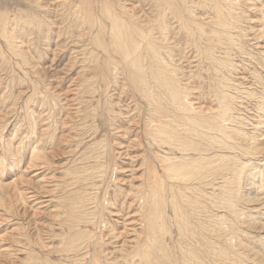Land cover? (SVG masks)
<instances>
[{"label": "rangeland", "instance_id": "obj_1", "mask_svg": "<svg viewBox=\"0 0 264 264\" xmlns=\"http://www.w3.org/2000/svg\"><path fill=\"white\" fill-rule=\"evenodd\" d=\"M161 1L162 7L158 0H0V15L8 17L12 41L8 45L0 36V264H186L188 259L195 262L190 264H264V0H219L220 5L224 2L219 8H227L235 20L226 18L227 9L220 8L225 15L220 11L218 0ZM115 24L124 25L137 38L138 68L149 87L134 84L128 59L110 44ZM138 29L148 36L140 38ZM210 37L215 40H208ZM151 41L155 51L148 48ZM154 53L159 54L153 57ZM160 59L167 62L166 74ZM169 73L176 83L166 76ZM157 74L163 75V81L156 80ZM159 86L178 89L191 109L213 117L212 128L197 122L199 136L187 143L202 144L203 157L194 146L186 152L180 150L176 143L185 144L180 132L168 135L176 136L173 143L163 140L161 146L157 142L163 139V131L185 128L183 118L173 120L178 112H173L170 98ZM153 99L157 106L160 103L158 107L153 106ZM219 128L228 135L218 134ZM202 131L211 134L207 140L225 141L220 144L225 150L213 148ZM176 155L190 169L179 182L167 177L162 165L164 158ZM198 158L209 160L199 165L200 171L195 168L200 161L193 169L190 165ZM95 165L99 167L95 169ZM210 168L217 169V174L213 171L211 178L200 175L201 170L212 172ZM222 184L235 193L230 201L222 194ZM176 188L183 189V198L177 197ZM186 201L192 204L188 207ZM68 205L81 212L76 208L73 212ZM75 221L77 230H69ZM184 228L191 234L184 235ZM203 239L210 242L203 243ZM159 243L167 247L166 254L160 253Z\"/></svg>", "mask_w": 264, "mask_h": 264}, {"label": "bare ground", "instance_id": "obj_2", "mask_svg": "<svg viewBox=\"0 0 264 264\" xmlns=\"http://www.w3.org/2000/svg\"><path fill=\"white\" fill-rule=\"evenodd\" d=\"M161 1V0H160ZM177 1V0H176ZM183 1V0H182ZM223 1V0H222ZM225 2H226V0H224ZM162 2V1H161ZM178 2H181V1H178ZM217 2V1H216ZM216 2H214V3H216ZM218 2H219V0H218ZM217 2V3H218ZM27 3H29L28 1H27ZM32 3V2H31ZM213 3V4H214ZM222 2H219V4H217L216 6L219 8V5L221 4ZM160 3H159V0H158V6L159 7H162V6H160L159 5ZM181 4V3H180ZM223 4H224V2H223ZM223 4L222 5H220V6H223ZM226 4V3H225ZM164 5V4H163ZM166 5H167V3H166ZM170 6V5H169ZM41 7V6H40ZM163 7H166L165 5L163 6ZM173 8H174V6H172ZM171 7V8H172ZM179 7V6H178ZM177 7V8H178ZM214 7V6H213ZM217 7H216V10H217ZM168 8V7H167ZM176 8V7H175ZM174 8V9H175ZM220 8H222L223 9V7H220ZM219 8V9H220ZM41 9V8H40ZM180 9V8H179ZM182 9V8H181ZM180 9V10H181ZM183 9H184V7H183ZM186 9V8H185ZM215 9V8H214ZM222 9H220V11L222 10ZM225 9H227V8H225ZM225 9H223V10H225ZM166 11H168L169 12V10H171L170 8H169V10H167V9H165ZM164 10V11H165ZM223 10L221 11V12H223ZM228 10V9H227ZM226 10V11H227ZM81 11V10H80ZM104 11L105 10H103V14H104ZM176 11V10H175ZM218 11V10H217ZM216 11V12H217ZM82 12V11H81ZM219 12V11H218ZM228 13H226V12H223V14L224 13H226L227 14V16H226V18L229 16V17H231L232 15H231V13L229 14V10L227 11ZM170 13V12H169ZM172 13H173V10H172ZM180 13V12H179ZM171 14V13H170ZM178 14V13H177ZM106 15H108L109 16V11L107 12V14ZM174 15V14H173ZM218 15V14H217ZM220 15H222V14H220ZM225 15V14H224ZM34 16V15H33ZM73 16V15H72ZM102 16V15H101ZM216 16V15H215ZM234 16V15H233ZM118 17V16H117ZM233 20H235L233 17H231ZM107 19V18H106ZM217 19H218V17H217ZM221 19H224L223 17L221 18ZM229 19V18H228ZM237 19V18H236ZM230 20V19H229ZM8 21V17H7V15H5V14H3V15H0V36H2V38H3V40H4V43H7L8 45L12 42H9L10 41V38H9V34H8V31H9V22H7ZM21 22V21H20ZM182 22L183 23H185L184 22V20H182ZM226 22V24H227V20L225 21ZM224 22V23H225ZM232 24L231 25H233V24H235V21L234 22H232V20L230 21ZM236 22H237V20H236ZM40 23V22H39ZM109 23V22H108ZM122 23V22H121ZM180 23H181V21H180ZM219 22L217 21L216 22V24H218ZM221 23V22H220ZM219 23V24H220ZM223 23V24H224ZM32 24H34V22L32 23ZM225 24V25H226ZM229 24V23H228ZM184 25H186V24H184ZM35 26V25H34ZM42 26V25H41ZM40 26V27H41ZM111 26V25H110ZM115 26L117 27V30H116V32H114V31H112V35H111V37H110V44H112V46H114V47H116L117 48V50L124 56V59H128V62H129V70H130V72H129V76H131V79L132 80H134L135 82H134V84L135 85H138L139 87H143V86H146V77H144L143 76V73L141 74V70H140V68H138V66H139V63H140V55H138V54H136V52L138 51V46L136 45L135 46V42L137 41V38H133L132 36H131V30H128V28L126 29V28H124L123 26L124 25H118V24H115ZM196 27H197V25H195ZM217 26V25H216ZM216 26H215V29H216ZM223 25H221L220 24V26L218 25V27H222ZM229 26V25H228ZM38 27H39V25H38ZM42 27H44V25L42 26ZM128 27V26H127ZM202 27V26H201ZM229 27H231V26H229ZM228 27V28H229ZM235 27V26H234ZM112 28V27H111ZM186 28H187V25H186ZM223 28H224V26H223ZM43 29V28H42ZM113 29V28H112ZM188 29V28H187ZM139 31H140V29H138ZM147 30V29H146ZM196 30H197V28H196ZM199 30V29H198ZM213 30V29H212ZM221 30V28L219 29V31ZM223 30V29H222ZM225 30V29H224ZM223 30V31H224ZM138 31V32H139ZM149 31H150V29H149ZM193 32H195L194 30H192ZM217 31V30H216ZM216 31H214V32H216ZM218 31V32H219ZM222 31V32H223ZM44 32V31H43ZM136 32H134V34H135ZM189 33H190V31H189ZM192 33V32H191ZM197 33H199V31L197 32ZM213 33V31L211 32V34ZM105 34V33H104ZM201 34V33H200ZM214 34V33H213ZM215 34H217V32L215 33ZM220 34V32L218 33V35ZM145 36H148V34L146 33V32H144V31H140V38H145ZM197 36V35H196ZM220 36V35H219ZM223 36V35H222ZM101 37V36H100ZM136 37V36H135ZM152 37V36H151ZM200 37H202L201 35H200ZM206 37V36H205ZM102 38V37H101ZM196 38V37H195ZM204 38V37H203ZM202 38V39H203ZM213 38V37H212ZM211 37H210V39H208V40H211L212 39ZM205 39V38H204ZM214 39V38H213ZM224 39H225V37H224ZM229 39V38H228ZM215 40V39H214ZM221 40H222V38H221ZM97 41H99V42H102L101 41V39L100 38H97ZM231 41V40H230ZM152 42V44H149L148 45V48H150L151 50H156V49H154V48H156V47H154V44H153V42L154 41H151ZM213 42V41H212ZM216 42H217V40H216ZM216 42H215V44H216ZM157 43V42H156ZM202 43V42H201ZM218 43V42H217ZM219 43H220V41H219ZM222 43V42H221ZM231 44H233V43H231ZM206 45V44H205ZM103 46V45H102ZM196 46V45H195ZM201 46H202V44H201ZM204 46V45H203ZM212 46V45H211ZM210 46V47H211ZM11 47H13L12 45H11ZM15 47V46H14ZM158 47V46H157ZM159 48L160 47H158V50L157 51H160L159 50ZM196 48V47H195ZM200 48V47H199ZM11 49V48H10ZM106 49V48H105ZM149 49V50H150ZM148 50V51H149ZM210 50H212V49H210ZM214 51V50H213ZM105 52V51H104ZM151 52V51H150ZM210 52V51H209ZM110 53V52H109ZM113 54V53H112ZM111 54V55H112ZM159 54V53H158ZM158 54H155L154 53V56L153 57H155V56H158ZM162 54V53H161ZM115 55V54H114ZM204 55H206V54H204ZM212 55V54H211ZM215 55V54H214ZM234 56V55H233ZM164 56H162L161 58H163ZM203 57V56H202ZM156 58H158V57H156ZM160 58V57H159ZM165 58V57H164ZM170 57L168 56L167 57V59H169ZM206 58V57H205ZM212 58V57H211ZM152 59V58H151ZM154 59V58H153ZM155 60V59H154ZM157 60H159V59H157ZM161 61H163V59H160ZM170 60H171V58H170ZM204 60V59H203ZM144 61V60H143ZM152 61V60H151ZM168 61V60H167ZM172 61V60H171ZM146 62V61H145ZM160 62V61H159ZM164 62V61H163ZM152 63H154L155 64V62H152ZM161 63L162 62H160V65H161ZM165 63H167V62H164V64H162L161 66H164L163 68H162V70L164 69L165 71H166V64ZM169 63H171V62H169L168 61V64ZM150 65H152V64H150ZM149 65V67H151ZM156 65V64H155ZM171 65V64H170ZM169 65V66H170ZM113 66V65H112ZM157 66H159L158 64H157ZM114 67V66H113ZM156 67V66H155ZM154 68V67H153ZM170 68V67H169ZM144 69H145V67H144ZM152 69V68H151ZM157 69V68H156ZM174 70L175 71V69L174 68H170V69H168V70ZM154 70V69H153ZM161 70V71H162ZM164 70L162 71V73L164 72ZM143 72H145V71H143ZM167 72V71H166ZM166 72H164L165 74H166ZM170 72V71H169ZM158 73V72H157ZM170 73H172V74H174L173 73V71H171ZM170 73L168 74V75H166L167 77L170 75ZM152 74V73H151ZM150 74V75H151ZM148 75V74H147ZM101 76V75H100ZM146 76V75H145ZM155 76V75H154ZM157 76H159L158 74H157ZM165 76V75H164ZM221 76V75H220ZM223 76V75H222ZM172 76L170 75V77H169V79L171 80V82H175L176 83V80H174L173 81V78H174V76H173V78H171ZM94 78V77H93ZM97 78H98V76H97ZM156 78V77H155ZM158 78V79H157ZM156 78V80H159V82H160V80L161 81H163V75H162V77H157ZM178 77L176 76V79H177ZM224 78V77H223ZM95 80H96V78H94ZM149 79V78H148ZM153 80V82H154V79H152ZM152 80H150V81H152ZM168 80V79H167ZM166 80V81H167ZM169 80V81H170ZM177 81H179L178 79H177ZM156 82V81H155ZM217 82V81H216ZM149 83V82H148ZM157 83H158V81H157ZM93 84V83H92ZM91 84V85H92ZM154 84V83H153ZM161 84V83H160ZM167 84V83H166ZM168 84H169V82H168ZM224 84V83H223ZM157 85H159V83L157 84ZM162 85V84H161ZM165 85V84H164ZM181 85V84H180ZM234 85V84H233ZM151 86H153V85H151ZM150 86V87H151ZM155 86H156V84H155ZM155 86H154V88H155ZM163 86V85H162ZM161 86V87H162ZM146 87H149V86H146ZM160 86H159V88H161ZM167 87V86H166ZM172 87V86H171ZM170 86L168 87V90H164V88H163V90H164V94L166 95V96H168V99L170 98V101H171V103H172V110H173V112H175V113H177L178 112V114H176V115H178L177 117H175L173 120H176V118L178 119V118H183L184 119V125H183V123H182V126H185V128L184 129H181V128H179V129H181V130H176V129H173V127H175V126H172L173 124H170V122L172 123V119L170 120V122L168 123V122H166V123H168V126L169 125H171V127H172V131H163L165 134H163L164 135V137H163V139H160V140H158L157 142H159V144H161V146H162V144L163 143H161V142H163V140H165V141H168V143H173V142H175V140L173 139L174 137H176V136H174V137H168V135H170V134H173V135H175L176 133H178V132H180L181 134H179V135H181L184 139V142H185V144H182V143H180L181 142V140H180V142L178 141L176 144H178V146L180 147V150L181 151H184L185 150V152H186V149L188 148H191L192 149V147L191 146H194V149H196V148H198V152H199V154L201 155V152H203L204 153V151H205V149H204V147L202 146V144H198V147H195V145L197 144V141H196V144L195 143H192L191 144V146L190 145H187V143H191V141H192V138L194 139V138H196V137H198L199 136V133L197 132V128H196V126H198V123L197 122H199L200 123V127H202V125L204 126V125H206V126H208V125H211V122L210 121H212L211 119L213 118H211L210 116H205V115H201L202 113H196L195 112V110H193V109H191V107H190V105L185 101L184 102V100H185V97H184V94L183 93H181L180 91H178V89L176 90V88H171ZM179 87V86H178ZM93 88V87H92ZM159 88L157 87V91L154 89V91H156V92H159ZM148 89V88H147ZM151 89H152V87H151ZM165 89H167V88H165ZM213 89V88H212ZM149 90V89H148ZM180 90V89H179ZM181 90H182V88H181ZM160 91H161V89H160ZM182 91H184V90H182ZM222 92V91H221ZM146 93H147V90H146ZM223 93V92H222ZM221 93V94H222ZM160 94V93H159ZM162 94H163V92H162ZM163 94V95H164ZM164 95V96H165ZM223 95V94H222ZM165 96V97H166ZM186 96V95H185ZM227 96H229V95H227ZM153 97H156V95H153ZM215 97V96H214ZM220 97V96H219ZM223 97V96H222ZM226 98V97H225ZM149 99L150 100H152V97L151 96H149ZM155 99V98H154ZM153 99V100H154ZM157 99V98H156ZM161 99V98H160ZM159 98H158V101L160 100ZM163 99V98H162ZM167 99V98H166ZM165 99V101H167ZM246 99V98H245ZM216 100V99H215ZM169 101V100H168ZM225 102V100H222V102ZM227 101V100H226ZM164 102V101H163ZM165 103H167V102H165ZM232 103V102H231ZM258 103H260V102H258ZM152 104H153V106L154 107H156L157 106V103H156V101L154 100L153 102H152ZM159 104L160 103H158V106H159ZM167 104H170V103H167ZM218 104V103H217ZM224 104V103H223ZM161 105H163V104H161ZM171 105V104H170ZM157 106V107H158ZM164 106V105H163ZM161 107V106H160ZM171 107V106H170ZM164 108V107H163ZM223 108H224V106H223ZM233 108V107H232ZM159 108H157V110H158ZM161 109V108H160ZM162 110V109H161ZM235 110V109H234ZM167 111V110H166ZM169 111H170V109H169ZM221 111V110H220ZM162 112V111H161ZM168 112V111H167ZM173 112H171V113H173ZM211 112V111H210ZM225 112V111H224ZM223 112V113H224ZM149 113V112H148ZM169 113V112H168ZM220 113V112H219ZM215 114H216V112H215ZM225 115H226V112L224 113ZM158 115H160L159 113H158ZM172 115V114H171ZM174 115V114H173ZM175 115V116H176ZM220 115H221V113H220ZM228 115V114H227ZM168 116H170V115H168ZM168 116H167V118H168ZM198 116H200V117H198ZM216 116H217V114H216ZM165 117H166V115H165ZM172 117V116H171ZM174 117V116H173ZM227 117V116H226ZM215 118V117H214ZM220 118V117H219ZM218 118V119H219ZM231 118V117H230ZM237 118H239L238 116H237ZM240 119V118H239ZM168 120V119H167ZM160 121H162V120H160ZM159 121V122H160ZM163 121H165V119L163 120ZM162 121V122H163ZM178 121V120H177ZM259 121V120H258ZM158 122V121H157ZM179 122V121H178ZM210 122V123H209ZM165 123V122H164ZM173 123H174V121H173ZM197 123V125L195 126V124ZM213 123V122H212ZM158 124V123H157ZM160 124V123H159ZM178 124V123H177ZM235 124V123H234ZM181 124H178V126H180ZM214 125V124H213ZM221 125V124H220ZM260 126V125H259ZM214 129H213V132H215L214 130H215V127L217 128L218 127V124L216 123L214 126ZM150 128V127H149ZM210 128H212V125H211V127ZM210 128H208V130L210 129ZM202 129V128H201ZM150 130V129H149ZM200 130V129H199ZM204 130V129H203ZM217 130V129H216ZM225 130V129H224ZM222 128H219V132H218V134L219 133H221L222 134V136L223 137H225V135H228L225 131H224ZM227 130V129H226ZM148 131V130H147ZM207 131V130H206ZM217 132V131H216ZM160 132H158V134H159ZM187 133H189V135H187ZM203 133V131L201 132V135L203 136V138L206 140V141H209V143H211V146H213V148H214V146H219V148L222 150H225L224 149V147L223 146H220V144H222V143H219V142H217V140H215V142H212V141H210L211 140V138H210V140L208 139L207 140V137H209V136H211V134L209 135V136H207V134H205V135H203L202 134ZM206 133V132H205ZM209 133V132H208ZM218 134H217V136H218ZM152 135V134H151ZM166 135V136H165ZM201 135H200V138H201ZM257 135V134H256ZM155 136V135H154ZM158 136V135H157ZM214 136V135H213ZM250 136V135H249ZM168 137V138H167ZM177 137H178V135H177ZM181 137V138H182ZM216 137V136H215ZM231 137V136H230ZM229 137V138H230ZM234 137H236V138H238L237 136H234ZM180 138V137H179ZM199 138V139H200ZM218 138V137H217ZM228 138V139H229ZM232 138V137H231ZM240 138V137H239ZM176 139V138H175ZM220 139V138H219ZM227 138H226V140H228ZM150 140V139H149ZM148 140V141H149ZM176 140H178V139H176ZM196 140V139H195ZM156 141V140H155ZM202 141V140H201ZM223 141V140H222ZM229 141H232V140H229ZM193 142V141H192ZM235 142V141H234ZM238 142H239V140H238ZM155 143V142H154ZM202 143V142H201ZM207 142H205V144H206ZM224 143H225V141H224ZM223 143V144H224ZM195 144V145H194ZM208 144V143H207ZM215 144V145H214ZM226 144H228L227 142H226ZM225 144V145H226ZM155 145V144H154ZM158 144H156L155 146H157ZM167 145V144H166ZM166 145H163V146H166ZM170 145V144H169ZM203 145H204V143H203ZM209 145V144H208ZM210 145H209V147H211ZM230 146V145H229ZM233 146V145H232ZM152 147V146H151ZM154 147V146H153ZM173 147H174V145H173ZM228 147V146H227ZM174 148H176V147H174ZM207 148V147H206ZM212 148V147H211ZM212 148V149H213ZM234 148H236V147H234ZM261 148V147H260ZM178 149V148H177ZM232 149V148H231ZM240 149H241V147H240ZM239 149V150H240ZM180 150L177 152L178 154H179V152H180ZM208 150V149H207ZM215 150H217V149H215ZM228 150H230V149H228ZM238 150V151H239ZM39 151V150H38ZM193 151V150H192ZM242 151V150H241ZM240 151V152H241ZM252 151V150H251ZM197 152V151H196ZM219 152V151H218ZM223 152H225V151H223ZM227 152V151H226ZM253 152V151H252ZM256 152V151H255ZM162 153V152H161ZM188 153V152H187ZM190 153H191V150H190ZM195 153V152H194ZM211 153V152H210ZM32 154V153H31ZM166 154V153H165ZM169 154H171V153H169ZM215 154V153H214ZM218 154V153H217ZM240 154V153H239ZM238 154V155H239ZM198 155V154H197ZM204 155V154H203ZM222 155V154H221ZM221 155H219L220 157H224V156H221ZM226 155V154H225ZM227 155H228V153H227ZM226 155V156H227ZM247 155V154H246ZM245 155V156H246ZM249 155V154H248ZM260 155V154H259ZM153 156V155H152ZM177 156V155H176ZM202 156V155H201ZM216 156H218V155H216ZM225 156V157H226ZM178 157L179 156H177V157H172V158H170V157H166V158H164L166 161H165V163L164 164H162L163 165V168H164V165L166 166V174H167V177H169V178H171V180H174V181H177V182H179V180H181L182 178L184 179V175H188V174H184L185 173V171H188V170H190V169H188L187 170V168H186V165H184L183 163V161L181 160V159H178ZM181 157V156H180ZM203 157V156H202ZM236 157V156H235ZM44 158V157H43ZM227 158V157H226ZM244 158V157H243ZM257 158V157H256ZM33 159L35 160V158H34V156H33ZM32 158H31V160H33ZM201 158H198V159H194V161H191L192 163L190 164L191 166H192V169L195 167V164L196 163H198L199 161H200V163L195 167L197 170H199L198 168H200L199 167V165L200 164H206V161L208 160V158H207V160L206 159H201ZM219 159V158H218ZM218 159L217 160H215V161H217L218 162ZM233 160H234V158H232ZM30 160V159H29ZM206 160V161H205ZM220 160V159H219ZM237 160V159H236ZM249 160V159H248ZM261 160V159H260ZM95 161H97V160H95ZM238 161V160H237ZM251 161V160H250ZM207 162H209V160L207 161ZM37 163V162H36ZM221 163V162H220ZM232 163V162H231ZM230 163V164H231ZM234 163V162H233ZM232 163V164H233ZM247 163V162H246ZM264 163V162H263ZM100 163H98V165H99ZM208 164V163H207ZM213 164V163H212ZM212 164H210V166L212 165ZM224 164V163H223ZM235 164V163H234ZM45 165V164H44ZM47 165V164H46ZM237 165V164H236ZM235 165V166H236ZM243 165H245V164H243ZM247 165V164H246ZM37 166V165H36ZM96 166L97 165H95V166H93V167H95V169H97L96 168ZM104 167V165H101V167ZM112 166V165H111ZM215 166H216V163H215ZM215 166H214V168H215ZM218 166V165H217ZM216 166V167H217ZM224 166H225V164H224ZM97 167H99V166H97ZM154 167V166H153ZM222 167V166H221ZM244 167V166H243ZM247 167V166H246ZM203 168V167H202ZM212 168V167H211ZM210 168V169H211ZM220 168V167H219ZM223 168V167H222ZM222 168H220V169H222ZM217 169H218V167H217ZM217 169H214V170H217ZM232 169L235 171V169L233 168V166H232ZM242 169V168H241ZM241 169H240V171H241ZM212 170V172H210V170H208V169H205V170H201V173H200V175L203 173V174H206L205 175V177L206 176H208L209 177V174H210V176H211V173H213V169H211ZM224 170V169H223ZM223 170H221V171H223ZM236 170H237V168H236ZM93 171H94V169H93ZM92 171V172H93ZM200 171V170H199ZM218 171H220V170H218ZM95 172H96V170H95ZM97 172H100V171H97ZM215 172V171H214ZM226 172V171H225ZM230 172V171H229ZM239 171H237V173H238ZM190 173V172H189ZM216 173V172H215ZM214 173V174H215ZM221 173V172H220ZM240 173H242V172H240ZM92 174V173H91ZM191 174H192V172H191ZM197 174V173H196ZM203 174L201 175L202 177H203ZM213 174V175H214ZM217 174V173H216ZM219 174V173H218ZM222 174H224V171H223V173ZM231 174H233V173H231ZM235 174V173H234ZM234 174L232 175L233 177H234ZM96 175H97V173H96ZM193 175V174H192ZM191 175V176H192ZM199 175V176H200ZM212 175V176H213ZM224 175H226V174H224ZM228 175H230V174H228ZM241 175V174H240ZM239 175V176H240ZM197 176V175H196ZM195 176V177H196ZM215 176H220V175H215ZM214 176V177H215ZM186 177V176H185ZM189 177V176H188ZM198 177V176H197ZM204 177V178H205ZM237 177V176H236ZM85 178V177H84ZM95 178H97V177H95ZM209 178H211V177H209ZM225 179H226V177H224ZM229 178V177H228ZM231 178V177H230ZM235 178V177H234ZM166 179V178H165ZM194 179V178H193ZM215 179V178H214ZM242 179V178H241ZM28 180V179H27ZM169 180V179H168ZM186 180V179H185ZM191 180H192V178H191ZM191 180H189V181H191ZM195 180V179H194ZM197 180H199V177H198V179ZM196 180V181H197ZM231 181H232V179H230ZM229 180V181H230ZM234 181H236L235 179H233ZM24 181V180H23ZM163 181H165V180H163ZM170 181V180H169ZM201 181H202V179H201ZM212 181V180H211ZM210 181V182H211ZM216 181V180H215ZM222 181V180H221ZM238 181V180H237ZM25 182H27V181H25ZM32 182V181H31ZM93 182V181H92ZM172 182V181H171ZM177 182L175 183V185L177 184ZM184 182V181H183ZM188 182V181H187ZM193 182V181H192ZM206 182V181H205ZM212 182H214V181H212ZM224 182V181H223ZM227 182H228V180H227ZM226 182V184H228ZM24 183V182H23ZM22 183V184H23ZM165 183V182H164ZM170 183V182H169ZM194 183V182H193ZM200 183V182H199ZM202 183H204V182H202ZM202 183H201V185H202ZM237 183V182H236ZM238 183H239V181H238ZM30 184V183H29ZM95 184V183H94ZM172 184H174V183H172ZM181 184H182V182H181ZM208 184V183H207ZM213 184V183H212ZM230 184H235L233 181L230 183ZM26 185V184H25ZM27 185H28V182H27ZM32 185V184H31ZM183 185V184H182ZM195 184H193V186H194ZM197 185H199V184H197ZM196 185V186H197ZM200 185V186H201ZM204 185V184H203ZM236 185V184H235ZM29 186V185H28ZM171 186V185H170ZM173 186V185H172ZM205 186V185H204ZM208 186H209V184H208ZM207 186V187H208ZM211 186V185H210ZM210 186H209V188H210ZM223 186H225L224 184H222V187ZM26 187V186H25ZM164 187H166V186H164ZM178 187V186H177ZM184 187H186V185L184 184ZM184 187H182V188H184ZM221 186H219V188H220ZM237 187V186H236ZM16 188V187H15ZM161 188H162V186H161ZM166 188H168V187H166ZM179 188V187H178ZM182 188H180L179 190L177 189H175L174 191L177 193L178 192V194H176L177 195V197L179 196V197H184L182 194H183V189ZM196 188V187H195ZM211 188H212V186H211ZM232 188V187H231ZM229 189V188H227V187H223V189H222V194H223V196L224 197H226L227 199H229V201H230V197L232 196V195H235V193L232 191L233 189ZM255 188V187H254ZM182 189V190H181ZM193 189H194V187H193ZM208 189V188H207ZM213 189V188H212ZM221 189V188H220ZM256 189V188H255ZM196 190H197V188H196ZM205 190V189H204ZM236 190H238V187L237 188H235V191ZM172 191V190H171ZM206 191V190H205ZM214 191V190H213ZM213 191H212V193H213ZM11 192V191H10ZM31 192V191H30ZM148 192V191H147ZM164 192H166V191H164ZM187 192V191H186ZM219 192V191H218ZM20 193H23V192H20ZM28 193V192H27ZM145 193V192H144ZM149 193V192H148ZM156 193V192H155ZM172 193V192H171ZM202 193V192H201ZM204 193V192H203ZM26 194V193H25ZM154 194V193H153ZM153 194H151V195H153ZM168 194V193H167ZM167 194H164L165 196H168ZM219 194H221V193H219ZM22 195V194H21ZM150 195V194H149ZM154 195H156V194H154ZM158 195V194H157ZM196 195V194H195ZM203 196H204V194H202ZM223 196H222V199H224L223 198ZM17 197H18V195H17ZM25 197V196H24ZM34 197V196H33ZM77 197V196H76ZM137 197V196H136ZM140 197H142V196H140ZM172 197V196H171ZM186 197V196H185ZM207 197V196H206ZM238 197V196H237ZM243 197V196H242ZM23 198V197H22ZM79 198V197H78ZM168 198V197H167ZM211 198V197H210ZM220 198H221V196H220ZM27 199V198H26ZM140 199V198H139ZM143 199V198H142ZM170 199V198H169ZM78 200V199H77ZM83 199H81V201H82ZM144 200V199H143ZM154 200V199H153ZM153 200H151V201H153ZM165 200V199H164ZM213 202H212V204L214 203V195H213ZM212 200H210V201H212ZM221 200V199H220ZM172 201V200H171ZM178 201H179V199H178ZM188 201V200H187ZM186 201V202H187ZM190 201V200H189ZM191 201H192V199H191ZM190 201V202H191ZM194 201V200H193ZM197 201V200H196ZM205 201H206V199H205ZM209 201V202H210ZM83 202V201H82ZM81 202V203H82ZM149 202V201H148ZM173 202V201H172ZM182 202V201H181ZM217 202V201H216ZM219 202V201H218ZM217 202V203H218ZM224 201H222L221 203H223ZM228 202V201H227ZM77 203H79V202H77ZM84 203V202H83ZM82 203V204H83ZM153 203V202H152ZM169 203V202H168ZM167 203V204H168ZM179 203V202H178ZM183 203V202H182ZM211 203V202H210ZM209 203V204H210ZM220 203V202H219ZM218 203V204H219ZM225 203V202H224ZM75 204H76V202H75ZM80 204V203H79ZM148 204H150V203H148ZM160 204V203H159ZM173 204H174V202H173ZM181 204V203H180ZM190 204H192V203H190ZM189 204V205H190ZM208 204V203H207ZM218 204H216L215 203V205H218ZM226 204V203H225ZM230 204V203H229ZM146 205V204H145ZM151 205V204H150ZM156 205H158V204H156ZM162 205V204H161ZM183 205V204H182ZM187 205H188V202H187ZM189 205H188V207H189ZM196 205V204H195ZM198 206H200L201 207V205H199V204H197ZM204 205V204H203ZM222 205V204H221ZM234 205V204H233ZM69 206V205H68ZM141 206V205H140ZM153 206L154 205H152V208H153ZM166 206V205H165ZM165 206H164V208H165ZM168 206H169V204H168ZM173 206V205H172ZM181 206V205H180ZM205 206H207V205H205ZM209 206V205H208ZM211 207H212V205H210ZM220 206V205H219ZM225 206V205H224ZM231 206H232V203H231ZM230 206V207H231ZM70 207V206H69ZM68 207V208H69ZM80 207V206H79ZM78 207V208H79ZM170 207V206H169ZM179 207V206H178ZM183 207H184V205H183ZM183 207H182V209H183ZM194 207H196V206H194ZM228 207V206H227ZM71 209H72V207H70ZM69 208V209H70ZM76 209H77V207H75ZM74 208V210H76ZM147 208V207H146ZM146 208H144V209H146ZM151 208V209H152ZM164 208H163V210H164ZM171 208V207H170ZM191 208V207H190ZM208 209H210L209 207H207ZM213 208V207H212ZM215 208V207H214ZM213 208V209H214ZM173 209V208H172ZM195 209V208H194ZM204 209H206L205 207L204 208H202V210H204ZM4 210V209H3ZM74 210L72 209V211L74 212ZM80 209H77V211H79ZM189 210V209H188ZM199 209H196V211H198ZM210 210H212V209H210ZM69 211V213H70V211L71 210H68ZM72 211H71V213H72ZM77 211H75L76 213H77ZM145 211V210H144ZM147 211V210H146ZM145 211V212H146ZM178 211V210H177ZM184 211V210H183ZM80 212H81V210H80ZM155 212H157V211H155ZM160 212H161V210H160ZM174 213L176 212V211H173ZM181 211H179V213H180ZM210 212V211H209ZM164 213H165V211H164ZM176 213H178V212H176ZM176 213L174 214V215H176ZM184 213V212H183ZM194 213V212H193ZM192 213V214H193ZM199 213V212H198ZM211 214H212V212H210ZM209 213V214H210ZM221 213V212H220ZM181 214V213H180ZM201 214V213H200ZM73 215V214H72ZM72 215L70 214V218L72 219ZM77 215H79V214H77ZM76 215V216H77ZM82 215V214H81ZM80 215V216H81ZM151 215H153L154 216V214H151ZM168 215V214H167ZM185 215H187L186 214V212H185ZM76 216H74V218L76 217ZM80 216H79V218H80ZM142 216V215H141ZM169 216V215H168ZM180 216V215H179ZM190 215L188 214V217H189ZM194 216V215H193ZM197 216H199V215H197ZM201 216V215H200ZM144 217V216H143ZM142 217V218H143ZM145 217H146V214H145ZM188 217H186V218H188ZM202 217H203V215H202ZM206 217V216H205ZM203 218V220H205L206 218ZM230 217V216H229ZM68 218V217H67ZM69 218V221L71 222V219ZM77 218V217H76ZM74 219V220H78V219ZM82 218V217H81ZM147 218V217H146ZM145 218V219H146ZM148 218H150V217H148ZM155 218V217H154ZM153 218V219H154ZM183 219L185 218V216L184 217H182ZM210 218H213V217H210ZM231 218V217H230ZM230 218H228V219H230ZM144 219V220H145ZM150 219H152V218H150ZM149 219V220H150ZM189 219V218H188ZM193 219V218H192ZM191 219V220H192ZM80 220V219H79ZM156 220H157V218H156ZM196 220V219H195ZM207 220H209V218L207 219ZM207 220H205V221H207ZM212 220V222H213V219H211ZM219 220V219H218ZM151 221H153V220H151ZM179 221V220H178ZM187 221V220H186ZM192 221H194V219L192 220ZM197 221H199V220H196V222ZM215 222H216V219L214 220ZM221 221V220H220ZM219 221V222H220ZM69 222V223H70ZM148 222V221H147ZM183 222H184V220H183ZM195 222V221H194ZM73 224H75V225H70V227H69V230H73V229H76V228H74V227H76V221L75 222H72ZM169 223H170V221H169ZM168 223V224H169ZM185 223V222H184ZM192 223V222H191ZM207 223V222H206ZM211 222H210V220H209V224H210ZM225 223H226V221H225ZM146 224H148V223H146ZM178 224V223H177ZM188 224H189V222H188ZM200 224V223H199ZM218 224V223H217ZM222 224V223H221ZM235 224V223H234ZM234 224L232 223H230L229 225L231 226V225H233L234 226ZM196 225H198V224H196ZM147 226H149V225H147ZM161 226V225H160ZM191 226V225H190ZM199 226V225H198ZM202 226V225H201ZM201 226H199V230L200 229H202V228H200ZM210 226V225H209ZM217 226V225H216ZM215 226V227H216ZM150 227V226H149ZM153 228H154V226H152ZM163 227V226H162ZM165 227V226H164ZM164 227H163V229H164ZM184 227H186V226H184ZM192 227H193V225H192ZM196 227V226H195ZM206 227H208V225L206 226ZM212 226H210L209 228H211ZM214 227V228H215ZM219 227V226H218ZM235 227V226H234ZM143 228V227H142ZM168 228V227H167ZM172 228V227H171ZM182 228V227H181ZM180 228V229H181ZM187 228H189L188 226H187ZM187 228H184L183 229V234L184 235H188V234H191V233H188L190 230H187ZM228 228H229V226H228ZM231 228V227H230ZM176 229V228H175ZM191 229V228H190ZM196 229H198V228H196ZM212 229V228H211ZM224 229H225V227H224ZM77 230V229H76ZM161 230V229H160ZM205 230H206V228H205ZM210 230V229H209ZM208 230V231H209ZM213 230V229H212ZM212 230H210V231H212ZM234 230V229H233ZM155 231V230H154ZM157 231V230H156ZM164 232L166 231V230H163ZM177 231V230H176ZM192 231V230H191ZM197 231V230H196ZM207 231V232H208ZM153 232V231H152ZM151 232V233H152ZM167 232H169V230L167 231ZM180 231H178V233H179ZM206 232V231H205ZM206 232V233H207ZM221 232H222V230H221ZM224 232V231H223ZM74 233V232H73ZM73 233L71 234V235H73ZM79 233V232H78ZM78 233H76V235L78 234ZM82 233V232H81ZM81 233L79 234V235H81ZM205 233V234H206ZM209 233H212L213 234V232H209ZM83 234L84 235H86L84 232H83ZM156 234V233H155ZM170 234V233H169ZM181 234H182V232H181ZM197 233H195L194 235H196ZM199 234H201L200 233V231H199ZM211 234V235H212ZM224 234V233H223ZM237 234V233H236ZM148 235V234H147ZM157 235V234H156ZM160 235V234H159ZM166 236H167V234H165ZM173 235V234H172ZM204 235V234H203ZM219 235V234H218ZM218 235H215V236H217L218 237ZM234 235V234H233ZM75 236V234L73 235V239L76 237H74ZM83 235H81V237H82ZM150 236V235H149ZM181 236V235H180ZM193 236V235H192ZM191 236V237H192ZM199 236H201V235H199ZM198 236V237H199ZM215 236H213V237H215ZM228 236V235H227ZM86 237H88V236H86ZM146 237V236H145ZM150 237H152V236H150ZM158 237V236H157ZM168 237V236H167ZM212 237V238H213ZM219 237H220V235H219ZM222 237H223V235H222ZM89 238V237H88ZM148 238V237H147ZM154 238V237H153ZM152 238V239H153ZM187 238V237H186ZM195 238H197V235H196V237ZM208 238H210L209 236H208ZM70 239H72L71 237H70ZM79 239L81 240V238H80V236H79ZM84 239V238H83ZM87 239V238H86ZM85 239V240H86ZM184 239V238H183ZM200 239V238H199ZM229 239V238H228ZM227 239V240H228ZM76 240V239H75ZM157 240V239H156ZM162 240V239H161ZM182 240V239H181ZM206 240V239H205ZM71 241H73V240H71ZM70 241V242H71ZM158 241V240H157ZM171 241V240H170ZM178 240H176V242H177ZM203 241V243L205 242L204 241V239L202 240ZM208 241H209V239H208ZM207 240H206V244H207V242H208ZM216 241V240H215ZM225 241V240H224ZM79 242V241H78ZM155 242L156 241H154V242H152V243H154L155 244ZM158 242H160V240L158 241ZM179 242V241H178ZM178 242H177V244H178ZM190 242V241H189ZM210 242V241H209ZM228 242V241H227ZM73 243H74V241H73ZM147 243V242H146ZM149 243V242H148ZM182 243V242H181ZM187 243V242H186ZM191 243V242H190ZM195 243V242H194ZM202 243V242H201ZM75 244V243H74ZM153 244V245H154ZM166 244V243H165ZM169 244V243H168ZM175 244V242H173V244H172V247H173V245ZM183 244V243H182ZM231 244H233V243H231ZM143 245V244H142ZM144 245H145V243H144ZM190 245V244H189ZM195 245V244H194ZM199 245V244H198ZM209 245V244H208ZM71 246H73L72 244H71ZM79 246V245H78ZM77 246V247H78ZM146 246V245H145ZM145 246H143V247H145ZM157 246V245H156ZM179 245H177V247H178ZM197 246V245H196ZM212 246V245H211ZM232 246V245H231ZM139 247V246H138ZM137 247V248H138ZM155 247V246H154ZM176 247V246H175ZM183 247L185 248L186 246H184L183 245ZM205 247V246H204ZM226 247V246H225ZM72 248H76V247H72ZM167 247H165L164 245H161L160 246V243H159V249H160V253L163 255V254H166L167 253V251H168V249H166ZM174 248V247H173ZM193 248V247H192ZM200 248V247H199ZM202 249H203V246L201 247ZM231 248V247H230ZM68 249V248H67ZM79 249V248H78ZM145 249V248H144ZM150 249V248H149ZM152 249V248H151ZM158 249V248H157ZM177 249H179L180 250V247L179 248H177ZM183 249V248H182ZM181 249V250H182ZM187 249H188V247H187ZM186 249V250H187ZM201 249V250H202ZM212 249H214V248H212ZM219 249V248H218ZM135 250H136V248H135ZM134 250V251H135ZM138 250H139V248H138ZM145 250H147V249H145ZM175 250V249H174ZM184 250V249H183ZM211 250V249H210ZM220 250V249H219ZM133 251V252H134ZM137 251V250H136ZM136 251H135V253H136ZM150 251V250H149ZM153 251H154V249H153ZM189 251V250H188ZM191 251V250H190ZM192 251H193V249H192ZM191 251V252H192ZM223 251V250H222ZM222 251H221V253L220 254H222ZM236 251V250H235ZM0 252H1V250H0ZM183 252V251H182ZM193 252H195V251H193ZM212 252V251H211ZM213 252H214V250H213ZM224 252V251H223ZM147 253V252H146ZM181 253V252H180ZM188 253V252H187ZM142 254V253H141ZM159 254V253H158ZM186 254V253H185ZM190 254V253H189ZM194 254V253H193ZM197 254V253H196ZM215 254V253H214ZM226 254V253H225ZM225 254H223V255H225ZM5 255V254H4ZM83 255H84V252H83ZM83 255H79L78 254V256H80V258L79 259H81V258H83ZM87 255V254H86ZM210 255V254H209ZM231 255H233V254H231ZM8 256H10V255H8ZM144 256H146V255H144ZM154 256H155V254H154ZM160 256V255H159ZM183 256V255H182ZM190 255H188V257H189ZM196 256V255H195ZM85 257V256H84ZM137 257V256H136ZM142 257H143V255H142ZM151 257V256H150ZM149 257V259H151ZM157 258H158V256H156ZM155 257V258H156ZM170 257V256H169ZM200 257V256H199ZM209 257H211V255L209 256ZM1 258V257H0ZM161 258V257H160ZM171 258V257H170ZM189 258H191V257H189ZM219 258V257H218ZM172 259V258H171ZM184 259V258H183ZM186 259H188V258H186ZM193 259V258H192ZM221 259V258H220ZM227 259V258H226ZM239 259V258H238ZM154 260H156V259H154ZM169 260V259H168ZM173 260V259H172ZM182 260V259H181ZM189 260V259H188ZM188 260L185 262L186 264H190L191 263V261L192 262H194L193 260H191L190 262H188ZM219 260V259H218ZM225 260V259H224ZM145 261V260H144ZM143 261V262H144ZM161 261V260H160ZM160 261H158V262H160ZM166 261V260H165ZM170 261V260H169ZM182 261H184V260H182ZM211 261V260H210ZM148 262V261H147ZM146 262V263H147ZM171 262V261H170ZM140 263V262H139ZM138 263V264H139ZM155 263V262H154ZM154 263H152V264H154ZM171 263H173V262H171ZM195 263V262H194ZM198 263H199V261H198ZM197 263V264H198ZM219 263H220V261H219ZM87 264V263H86ZM141 264V263H140ZM145 264V263H144ZM148 264V263H147ZM159 264V263H158ZM162 264V263H161ZM200 264V263H199ZM206 264V263H205Z\"/></svg>", "mask_w": 264, "mask_h": 264}]
</instances>
